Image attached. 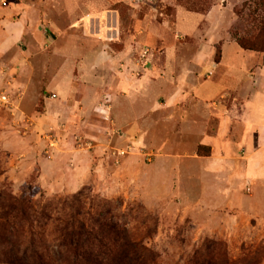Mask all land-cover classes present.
Returning <instances> with one entry per match:
<instances>
[{
  "label": "rangeland",
  "instance_id": "374dc122",
  "mask_svg": "<svg viewBox=\"0 0 264 264\" xmlns=\"http://www.w3.org/2000/svg\"><path fill=\"white\" fill-rule=\"evenodd\" d=\"M8 1L7 7L0 4V19L15 23L17 15L1 14L9 12L14 0ZM254 1L80 0L79 17L87 26L63 34L77 38V45L65 47L77 48L81 55L86 53L81 49L89 50L82 41L87 36L98 40L96 46L108 42L106 52L129 51L138 66L135 79L149 76L153 84L148 83L147 92L153 97L157 81L174 85L183 69L206 65L205 73L224 80L221 85L229 92L210 102L213 110L225 105L226 115L231 112L227 126L219 122L218 111L209 119L200 107L201 112L190 106L170 110L169 96L157 87V97L147 98L146 116L161 114L160 136L149 126V140L129 137L113 116L109 94H101L94 115H72L82 127L77 134L71 130L74 123L61 113L52 123L45 120L51 104L64 102L51 86L63 63L54 55L59 33L53 34L40 19L35 28L28 25L18 44L0 51V195L30 197L37 215L49 211L54 221L46 225L36 221L37 237L43 235L58 250L59 224L73 212L78 198L80 212L96 219L86 221L95 233L105 236L99 224L115 223L133 250L137 247L143 253V260L135 264H264V223L228 220L235 212L227 206L232 197L249 203L264 195L263 154L257 158L261 162L257 170L251 160L237 159L238 152L252 151L242 142L246 126L231 117L246 106L256 118L250 129L264 127V68L261 72L258 68L264 53L245 51L237 43L257 31ZM246 3L253 7L243 8ZM211 12L219 14L216 22L210 19ZM192 16L202 21H189ZM179 18L183 25L187 21V28L177 26ZM138 26L144 39L137 38ZM4 32L0 27V37ZM226 43L232 45L228 59L216 69ZM204 45L209 53L199 63L196 56ZM254 83L260 92L248 94ZM102 124L107 135L99 140L93 126ZM221 128L227 129L225 136L213 141ZM257 152H264V145ZM222 153L233 159L223 160ZM20 223L24 242L29 243V223ZM7 232L0 229V264H5L9 240L16 241L18 234L12 237Z\"/></svg>",
  "mask_w": 264,
  "mask_h": 264
},
{
  "label": "crops",
  "instance_id": "0c3cea01",
  "mask_svg": "<svg viewBox=\"0 0 264 264\" xmlns=\"http://www.w3.org/2000/svg\"><path fill=\"white\" fill-rule=\"evenodd\" d=\"M79 7L80 0H14L8 10L9 12L6 10H3V13L1 12V14L12 17L17 15V17L15 23H11L6 18L0 19V27L5 28V32L0 37V51H6L11 46L18 44L24 38L28 25L31 24L35 28L37 21L40 19L45 20L47 28L53 34L58 32L60 35L55 41L58 46L54 55H56L58 61L60 60L63 63L60 65L58 72L55 73V78L52 80L51 86L59 91L60 96L64 97V102L60 101L57 107L56 104H51L45 119L48 124L54 122L57 115L61 113L66 121L74 123L71 126V130L79 134L82 131L81 124L75 118L72 119V115L77 117L79 115H94L95 109L102 99L103 95L101 94H109L113 101V116H115L118 125L123 131H126L129 137L137 138L136 140L138 142L141 140L146 141L152 135L151 130L148 129L149 126H154L155 135L160 136L158 126L163 122L161 114L156 112L153 118V115L147 117L146 113L149 108H147V98L155 99L157 97L155 96L157 95L156 89L157 87H161V91L163 89L165 94L169 96L170 110L173 111L175 108L183 109L185 108L184 106H190V109L196 110L198 108L197 111L201 112L199 110L200 107L205 113V118L209 119L213 113L218 111L222 116L219 122H223V125L227 126V119L229 117L226 116L231 115V112L226 115L228 110H225V105L219 106L218 110H213L210 102L220 96L225 97L229 92L221 85L224 80L221 81L220 77L215 79L214 74L211 72L209 74L205 73L206 65L204 69L199 67V64L198 66L195 65L194 69H183L176 75L177 78L173 79L172 82H175L174 85L167 86L163 82L157 81L156 84L158 83L159 85L154 84L156 87L153 90V97L147 92L148 83L153 84L148 79L149 76L135 79V71L138 66L135 62L134 55H129V51L128 54L124 51L125 49L120 51L122 53L106 52L103 48L109 45L108 42H99V45L96 46L98 40L88 36L82 40L89 47L88 52L82 49L80 50L81 52H86L85 55L78 53L77 48L73 49L69 47L66 49V45H77L78 41L76 40L77 38H66L63 35L64 32L77 29L76 27L87 26V24L82 22V17H79ZM212 13H210V17ZM183 15L178 14V17L183 18ZM218 15L212 14L210 19L216 22L213 19H217ZM190 19L189 21H195L196 23L202 21L200 16H192ZM179 20L180 23L177 26L180 29L188 27L187 21L183 25L180 18ZM138 29L139 33L137 34V38L139 40L144 39L145 33L143 28L138 26ZM85 33L88 34L87 32ZM231 46L230 43H226L222 48V59L217 64L216 69L224 67V63L229 56L228 50H230ZM74 52H76L75 55L71 56L70 54ZM208 53L209 48L204 45L200 53L196 56L197 61L201 63L200 61ZM85 56L87 59L84 58ZM255 62L258 67L260 62L256 59ZM258 68L260 72L263 71L264 62ZM228 70L229 68L226 67L225 78L226 73L229 72ZM150 75L153 74L151 73ZM256 83L249 88L248 94H251L254 90L260 92ZM253 100L258 101L260 99L253 98ZM233 116L235 123L246 126L244 128L245 133L242 137V142L246 143L252 151L250 155H247L246 152H238L237 155L239 154V157L237 156V159L251 160L252 167L257 170V168L261 167V162L257 160L259 154H263L264 161V152H257L258 148L264 145V127L257 126L250 129V125L255 122L256 118L254 114L250 117L246 106L243 108L242 113L238 112L231 117ZM257 116L259 117V114ZM230 120L233 121L231 118ZM148 121L149 125L147 124ZM93 128L94 131H98L93 132V135L99 140H104L107 135L105 134L106 128L104 125L93 126ZM225 129L221 128L218 135L216 133L215 136H212L213 141L219 136L224 137L223 132ZM213 150L216 151L215 147ZM229 153H222L225 154L222 155L223 160L230 161L233 159ZM242 200H236L232 197L228 201L227 206L229 205L235 212L233 216H228V220L232 218L237 220L249 218L250 220L255 219L262 225L264 223V195L260 196L259 200L256 201L255 199L249 203H242Z\"/></svg>",
  "mask_w": 264,
  "mask_h": 264
},
{
  "label": "trees",
  "instance_id": "16d2710c",
  "mask_svg": "<svg viewBox=\"0 0 264 264\" xmlns=\"http://www.w3.org/2000/svg\"><path fill=\"white\" fill-rule=\"evenodd\" d=\"M253 6V14L259 15L257 31L248 37L238 38L237 43L245 51L264 53V0H255ZM249 7L250 4L246 3L243 8ZM217 55L220 57V50ZM5 196L0 195V229L9 230L7 233L12 237L18 233L16 241L9 240L10 248L3 253L5 264H135L143 260V253L137 247L133 250L131 242L117 224L103 222L99 228L104 230L101 229L105 236L95 233L91 224L86 222L93 217L77 208L78 198L73 201V212L59 224L61 241L56 243V250L43 235L37 237L33 228L36 221L45 225L54 221L49 211L37 215L31 209L30 197L14 199ZM22 221L30 226L29 243L24 242V233L18 227Z\"/></svg>",
  "mask_w": 264,
  "mask_h": 264
},
{
  "label": "built area",
  "instance_id": "2783aa9c",
  "mask_svg": "<svg viewBox=\"0 0 264 264\" xmlns=\"http://www.w3.org/2000/svg\"><path fill=\"white\" fill-rule=\"evenodd\" d=\"M0 4H1L3 7H7V5H8V0H0ZM4 96H6V95H3V96H2V97H3V100H4V101H6V99H7V98H6V97H4ZM52 98H54V99H55V98H56V96H55V95H53V96H52Z\"/></svg>",
  "mask_w": 264,
  "mask_h": 264
}]
</instances>
